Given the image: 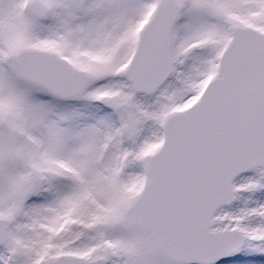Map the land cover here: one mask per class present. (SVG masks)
<instances>
[{"label": "snow or ice", "instance_id": "6c2138e0", "mask_svg": "<svg viewBox=\"0 0 264 264\" xmlns=\"http://www.w3.org/2000/svg\"><path fill=\"white\" fill-rule=\"evenodd\" d=\"M0 264H264V0H0Z\"/></svg>", "mask_w": 264, "mask_h": 264}]
</instances>
